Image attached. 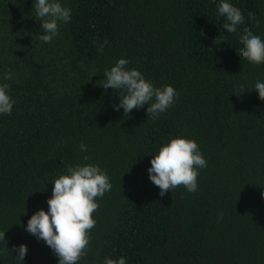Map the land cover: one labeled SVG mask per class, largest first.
I'll use <instances>...</instances> for the list:
<instances>
[{
	"label": "trees",
	"instance_id": "trees-1",
	"mask_svg": "<svg viewBox=\"0 0 264 264\" xmlns=\"http://www.w3.org/2000/svg\"><path fill=\"white\" fill-rule=\"evenodd\" d=\"M34 2L0 0V85L15 101L11 115L0 114L8 249L0 246V264H59L28 221L49 210L53 183L69 166L86 164L106 172L112 189L97 198L78 264L121 256L126 264H264V101L255 91L264 64L238 54L243 45L224 29L220 0H58L71 19L51 43L39 39ZM227 2L244 16L238 33L248 28L264 40V0ZM120 59L177 91L159 118H149L148 104L116 110L125 93L103 84ZM174 138L195 140L207 167L195 193L180 186L162 197L149 169ZM20 245L23 262L12 251Z\"/></svg>",
	"mask_w": 264,
	"mask_h": 264
},
{
	"label": "clouds",
	"instance_id": "clouds-1",
	"mask_svg": "<svg viewBox=\"0 0 264 264\" xmlns=\"http://www.w3.org/2000/svg\"><path fill=\"white\" fill-rule=\"evenodd\" d=\"M34 7L37 17L42 19L40 26L44 34L39 39L44 43H51L59 33L60 22H69L71 9L65 8L58 0H35ZM218 14L226 18L223 27L228 33L238 34L243 45L238 54L254 64H264V40L253 34L248 28L238 33L239 26L244 24L241 10L227 0H220ZM254 17L253 13H249ZM107 40L100 44L98 52H103ZM130 62L120 59L110 70H106L104 89L112 88L123 91L120 96L121 103L116 110L123 109L125 115L134 109L147 108L149 118L157 119L159 115L170 108L178 96L177 91L170 85L163 88L155 87L147 81L142 73L136 69L129 70ZM13 75L7 72L5 80H11ZM10 86L0 85V114L11 115L15 101L9 95ZM242 95L246 92L241 85ZM255 91L264 101V82L255 84ZM240 95V96H242ZM81 151H87V146L81 143ZM85 159H88L85 157ZM207 167L195 140L174 138L159 149V153L151 160L149 178L160 188L163 197L167 192L183 186L188 192L198 190L199 170ZM52 198L47 201L49 210H39L28 221L27 231L38 239L46 242L59 257V264H78L87 255L90 243V232L96 226L93 214L99 208L97 198H103L106 192L111 191L112 184L106 172L98 165L86 164L69 166L67 174L61 175L54 181ZM5 233L0 232V246H4ZM12 251L18 252L16 256L24 261L28 248L20 245ZM104 264H126L123 256L119 259L106 258Z\"/></svg>",
	"mask_w": 264,
	"mask_h": 264
}]
</instances>
